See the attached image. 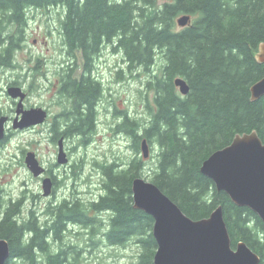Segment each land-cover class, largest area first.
Segmentation results:
<instances>
[{
  "label": "trees",
  "instance_id": "16d2710c",
  "mask_svg": "<svg viewBox=\"0 0 264 264\" xmlns=\"http://www.w3.org/2000/svg\"><path fill=\"white\" fill-rule=\"evenodd\" d=\"M156 2L0 0V27L16 28L8 32L5 46L0 48V66L15 67L13 53L32 9L60 8L64 48L69 55L80 53L82 60L77 64L73 58L61 72L60 94L73 99L74 106L66 127L52 125V139L79 135L86 141L94 130L93 105L103 90L91 74L94 58L111 46L121 52L127 69L133 72L151 70L160 57L159 71L145 82L148 120L142 124L141 119L124 112L117 128L131 137L135 153L144 138L158 147L150 180L187 216L204 218L221 205L232 247L244 241L260 256L259 264H264V223L248 207L234 204L200 171L203 160L228 145L236 134L255 130L264 143V95L250 99V86L264 75V63L254 56L264 41V0ZM182 14H188L190 22L176 28V19ZM121 72L119 69L117 74ZM177 76L189 85L186 95L174 85ZM143 163L135 157L122 167L116 162L102 164V193L87 203L65 198L49 205L43 219L34 209L24 218L20 216L23 198L10 199L4 206L0 201V238L10 248L5 264L15 260L77 264L83 249L78 242H66L64 233L71 230L70 224L89 228L90 245L102 230L110 245H125L134 238L140 248L136 264H153V218L133 207L131 189L133 179L141 177ZM103 214H108L107 219L99 216Z\"/></svg>",
  "mask_w": 264,
  "mask_h": 264
},
{
  "label": "rangeland",
  "instance_id": "374dc122",
  "mask_svg": "<svg viewBox=\"0 0 264 264\" xmlns=\"http://www.w3.org/2000/svg\"><path fill=\"white\" fill-rule=\"evenodd\" d=\"M163 1L157 0L156 3L161 5ZM59 11L61 9L56 7L32 9L21 46L13 53L15 67L0 66V116H7L4 135L7 138L0 144V201L6 204L10 199L23 198L20 212L23 218L30 209H34L35 214L43 219L47 206H54L65 198H79L87 203L97 197L102 193L101 165L105 163L116 162L122 167L137 157L144 162L141 177L151 181V171L158 153L155 144H148L147 157H143L141 147L135 153L131 147V137L117 126L124 112L141 119L142 124L148 120L145 82L152 73L159 71L162 60L156 57L149 71L138 68L130 72L121 52L113 51L111 46H105L96 60L94 72L102 81L104 92L94 130L87 134L86 141L79 135H61L56 140L52 139L51 118L64 108L60 100L65 106L64 99L59 98L57 92V79L68 60L62 49L63 39L57 20ZM2 26L0 48L5 46L4 39L8 32L16 29L14 26ZM176 28H180L177 23ZM119 69H122L120 76L117 74ZM13 82L27 93L23 101L25 108L46 109L49 116L43 123L24 129L12 128L17 100L8 95L7 87ZM148 101L152 102L151 91ZM61 137L68 158L66 163L57 162L58 140ZM27 151H33L46 168L43 176L55 178L56 184L48 196L43 195L42 177H34L24 162ZM99 216L107 219L108 214ZM69 228L71 230L64 233L66 242H78L83 249L78 255L77 264H136L140 248L134 238L125 245H110L104 241L101 228L95 243L90 245L89 228L71 224ZM13 264L23 263L15 260Z\"/></svg>",
  "mask_w": 264,
  "mask_h": 264
},
{
  "label": "water",
  "instance_id": "95a60500",
  "mask_svg": "<svg viewBox=\"0 0 264 264\" xmlns=\"http://www.w3.org/2000/svg\"><path fill=\"white\" fill-rule=\"evenodd\" d=\"M190 22L188 14L177 17L176 23L183 27ZM259 63H264V41L254 54ZM174 85L181 95L189 91L187 81L177 76ZM8 95L16 99V116L13 129H24L43 123L48 113L42 107H24L26 91L19 85L7 87ZM264 95V75L250 86V99ZM7 116H0V141L5 135ZM143 157L148 156V141L141 140ZM68 158L63 147V137L58 140L57 162L66 163ZM24 162L34 177H42L43 195L51 194L53 180L43 176L46 168L38 161L33 151H27ZM200 171L210 178L217 190L227 193L238 206L252 210L264 223V143L255 130L236 134L232 141L212 152L203 160ZM133 207L153 218L152 234L156 241L153 264H259L260 256L244 241L231 245L223 209L218 205L204 218L192 219L166 195L157 184L143 177H135L131 185ZM10 255L9 244L0 238V264H5Z\"/></svg>",
  "mask_w": 264,
  "mask_h": 264
},
{
  "label": "flooded vegetation",
  "instance_id": "af4514ba",
  "mask_svg": "<svg viewBox=\"0 0 264 264\" xmlns=\"http://www.w3.org/2000/svg\"><path fill=\"white\" fill-rule=\"evenodd\" d=\"M57 20H58V24H59V27H60V19L59 18H57ZM6 38H7V36H6ZM6 38L4 39V40H2V41H4V42H6ZM18 38H20V37H18ZM23 41V36H21V38H20V40H19V42L17 43V45H16V50L17 49H19L20 48V46H21V42ZM62 43H63V41H62ZM64 51H65V54H66V58L68 59L67 60V64H66V66L65 67H63L62 68V71L64 70V69H67V67L74 61L73 60V58L76 60V62H78V59L81 57L80 56V53H78V52H74V54H71V55H69L68 53H67V51H66V49L64 48V45H63V48H62ZM113 49V48H112ZM103 50V49H102ZM113 51H115V50H113ZM117 52V51H116ZM73 55V56H72ZM97 57L98 56H96L95 58H94V60H93V64H94V68H93V70H92V77H94V78H96V80L97 81H100L101 82V85H102V81L97 77V75H95V67H96V60H97ZM81 60H82V58H80V62H81ZM80 62L79 63H77V64H80ZM61 71V72H62ZM61 72L59 73V75H58V79H57V84H56V86H57V92H58V94H59V98H60V96L62 97V99H64V101L65 102H67V103H69V104H67V103H65L64 102V104H65V106L62 104V102L63 101H61L60 100V103H61V105L64 107L63 109H61V111H59L58 113H57V115H55L53 118H51V122H52V125H54V124H59L61 127H66L71 121H67V118H68V114H69V112L72 110V108H73V106H74V104H73V99H71V98H67V97H65V96H63V95H61L60 94V90H59V88H60V86H61V83H60V79H61ZM10 85H17V83H15V82H13V83H10ZM103 87V86H102ZM104 92V88H103V90H102V93ZM102 97H103V95L101 94V97L100 98H98V99H96L95 100V102H94V105H93V110H94V121H93V123H94V128H95V126H96V124H97V116H98V112H99V105H100V103H101V99H102ZM49 116V115H48ZM47 116V117H48ZM51 125V126H52ZM7 138V136H5V138L2 140V141H0V144H2V142L5 140ZM51 178H52V180H53V187H54V185L56 184V182H55V178H54V176H51ZM7 203V202H6ZM2 205L4 206V203L2 202Z\"/></svg>",
  "mask_w": 264,
  "mask_h": 264
}]
</instances>
